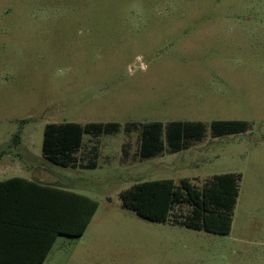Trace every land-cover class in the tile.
Wrapping results in <instances>:
<instances>
[{"label":"rangeland","instance_id":"1","mask_svg":"<svg viewBox=\"0 0 264 264\" xmlns=\"http://www.w3.org/2000/svg\"><path fill=\"white\" fill-rule=\"evenodd\" d=\"M212 24L231 33L197 35ZM221 121L246 129L216 136ZM177 122L204 134L175 152ZM64 123L119 129L84 134L64 168L42 151L46 126ZM156 123L165 149L142 158L143 128ZM2 150L99 203L83 237H59L46 264H264V0H0ZM226 173L240 175L227 235L173 223L186 203L159 223L120 197L144 181L202 188Z\"/></svg>","mask_w":264,"mask_h":264},{"label":"trees","instance_id":"2","mask_svg":"<svg viewBox=\"0 0 264 264\" xmlns=\"http://www.w3.org/2000/svg\"><path fill=\"white\" fill-rule=\"evenodd\" d=\"M245 127L246 124L242 121H221L213 124V131L216 136H223L241 133ZM118 129L117 123H93L86 126L78 123L49 124L44 131V158L64 168L75 166V154L82 146L84 134L100 136ZM203 134L202 123L177 122L169 126L167 138L170 147L177 152L183 149L182 143L185 140H200ZM141 138L142 158H151L164 151L161 124L145 126ZM15 139L19 143L20 135ZM2 156L3 152L0 153V158ZM18 181L28 184L32 199L29 202L15 201V208H29L25 211L29 218L13 221L0 218V235L10 236L14 240L28 235L33 243H41L43 251L35 263L42 264L59 236L78 238L84 235L99 203L83 194L22 178L0 182V186ZM239 182L240 175L235 173L217 175L202 188L195 186L189 179H183L179 185L172 179L144 181L122 192L120 197L125 208L143 219L159 223L171 222L173 208L177 204L186 203L191 207V212L184 220L178 222L175 219L173 223L227 235L232 229ZM30 255L27 254V257ZM0 264L12 263L5 256H0Z\"/></svg>","mask_w":264,"mask_h":264},{"label":"crops","instance_id":"3","mask_svg":"<svg viewBox=\"0 0 264 264\" xmlns=\"http://www.w3.org/2000/svg\"><path fill=\"white\" fill-rule=\"evenodd\" d=\"M212 25H213L212 27H208L205 25L197 28V29H201L202 31V32H198L197 35L203 37L210 36L211 38H214L215 35L228 36L231 33L230 31H228L229 27L228 28L220 27V26L215 27V24ZM214 28H217V30L225 28L227 29V32L224 31L213 32ZM18 147L25 148V145L22 146L21 143H18L17 145H15V147L13 146L14 148L13 150L17 152L16 148ZM25 151L31 153L28 149H26ZM2 152H3V156L0 158V182H4L13 178H22L29 181L37 182L42 185L64 188L60 184L52 181L50 179L49 172H47L42 167L37 166V164H34L33 162L24 163L19 153L12 154L10 151L7 150L0 151V153ZM28 187H29L28 184L21 181L0 186V218H4L9 221L29 218L28 212H25L29 208L17 209L15 208L16 204H14V202L17 200L28 201V202L31 201L32 197L28 192ZM59 237H66V236H59ZM82 237L83 236L78 238H82ZM54 245L50 253L52 252ZM42 251H43V245L41 243L38 244L33 243L30 236L28 235H23L17 240H14L10 236L0 235V256H5V258L12 264H27V263L36 264L35 262L39 259V255ZM27 254H31L30 257H27ZM49 255L42 264H46Z\"/></svg>","mask_w":264,"mask_h":264}]
</instances>
